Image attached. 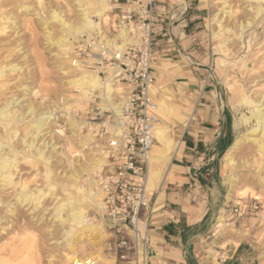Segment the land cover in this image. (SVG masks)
I'll return each mask as SVG.
<instances>
[{"label": "rangeland", "instance_id": "1", "mask_svg": "<svg viewBox=\"0 0 264 264\" xmlns=\"http://www.w3.org/2000/svg\"><path fill=\"white\" fill-rule=\"evenodd\" d=\"M24 1V4H27L31 10L29 15L21 14L22 3L20 1L15 3L16 5H9V2L5 1V8H2L4 15L11 16L14 20L15 26L13 30H8L10 32L7 31L6 35L0 37L1 45L4 46L0 48V65L2 67L15 66L17 70L5 72L6 74L0 79V106L7 100H14L17 101L16 111H20L21 114L28 107H33L36 115L42 112L52 114L54 123H51L36 138L37 146L42 147V144L46 143L45 154L47 158L49 157L47 167L45 168L44 164L38 160L32 163L17 160V168L13 171V180L22 184L31 194H37L39 191L48 192L47 181L44 177V173L48 170L54 191L49 192L44 199L40 200V206L17 208L16 218L19 220V225L22 227L26 223L28 225L25 236L20 235L15 238L17 241L22 237L26 246H24L25 249L20 260L26 261H23V264H66L70 244L63 240V232L67 229L68 224L65 223L61 229L54 221L52 214H54L56 205L70 199L81 202L78 204L82 205V209H85L90 224L100 227V231L95 230L94 232L97 238L81 239V242L77 244L76 254L84 256L100 249L103 256H110L112 255L111 231L108 220L104 216V221H101L97 210L93 206L83 203L76 196L77 189H84L87 184L84 178H75L74 172H81L82 169L88 167L89 154L92 151V153L98 154V150L92 146L94 139L89 145H84L85 147L80 151L77 148V143L86 136L93 135L94 138V132L89 130L86 114L89 103L84 106L83 110L76 109L77 105L73 103L77 93L68 82L75 78V72L69 69V60L61 57L59 53L57 41L60 38V27L51 18V13L54 11L63 15L67 21L72 22L77 19L76 12L70 0ZM245 1L247 0H206V7L209 10V18L206 21L209 26L207 34L211 67L217 68L216 71L219 74L223 73L218 81L222 98L232 115L233 143L237 139H242L243 142L233 155L237 162L234 168L227 165L224 155L218 162V191L222 198H225V203L227 198V204L238 205V209L242 210L239 213L241 215L231 217L228 212L223 215V209H221L220 215L222 214L225 218L227 226L220 231L219 235L215 234V221L211 232L213 237H210L207 242L221 241L219 244H228V250L239 245L240 251L234 256L241 260L238 261L239 264H264V187H259L256 181L258 177H264V167L258 174L256 173L259 164L252 162L254 158H257L255 150L244 142V138L249 137L250 131L255 128L254 121L244 123L243 120V117H249L252 110L238 104L242 94L252 95L251 97L255 100L264 95V81L260 78L264 74V68L255 72L251 70L254 61L252 54L264 46V11L251 27L245 29L244 48L237 55L238 57L232 55L238 50L234 41L227 46V53H229L227 56L217 50L218 42L214 37V31H217L216 24L214 22L208 24L210 18L218 17L222 19V26L235 30L239 23L245 22L247 18L251 17L244 11ZM227 8L230 9L231 14L225 13ZM44 21L49 24L47 30H44ZM45 31L50 32L49 39L46 38ZM254 36L257 37V45L253 44ZM7 41L13 45L10 44L8 49L5 46ZM248 41H251L249 45ZM55 43L56 45H54ZM9 50L13 51L10 53ZM222 59H227L229 65L233 63L236 66L232 68L221 65ZM241 60L243 62H240ZM99 102L97 99L95 104L98 105ZM63 104H70L69 115L82 123L80 133L70 130L67 125V116L59 109ZM36 119V116L32 120L28 117L23 122H17L15 126L17 146H20L23 137L28 134L32 135L31 138L36 136L37 130L33 128V122ZM83 123H86V126ZM58 131H62V133ZM262 157L261 161L264 165V156ZM245 159L249 161L243 163ZM233 179H237V181ZM245 187L255 189L259 193V198L254 199L248 195L241 199L237 194ZM9 192L12 193L10 199L13 201L12 195L15 194V191L9 190ZM3 198L7 199L8 197L3 195ZM2 211L0 210V214ZM20 260L15 261V264H21Z\"/></svg>", "mask_w": 264, "mask_h": 264}, {"label": "crops", "instance_id": "2", "mask_svg": "<svg viewBox=\"0 0 264 264\" xmlns=\"http://www.w3.org/2000/svg\"><path fill=\"white\" fill-rule=\"evenodd\" d=\"M208 18L206 0L156 1L150 75L157 94L149 96L165 104L166 117L154 115L173 145L168 160L154 164L152 176L147 163L150 202L141 213L145 264L241 261L234 257L239 245L228 250L221 241L207 242L221 209L234 217V204L218 191V162L233 143L232 115L219 86L223 73L211 67ZM153 145L160 146L156 140ZM105 257L114 264L113 253Z\"/></svg>", "mask_w": 264, "mask_h": 264}, {"label": "bare ground", "instance_id": "3", "mask_svg": "<svg viewBox=\"0 0 264 264\" xmlns=\"http://www.w3.org/2000/svg\"><path fill=\"white\" fill-rule=\"evenodd\" d=\"M5 1L9 2V5H14L15 3H18L20 1L22 3V7L20 10L21 14H31V10L27 4H24V0H0V37L2 35H6L8 30H13L15 26V22L11 18V16H8L6 14L4 15L2 11V8H5ZM70 1L76 12V21L69 22L63 17V15L54 11L51 13V18L57 24V26L60 27V38L57 41L59 53L61 57L63 56L65 59L69 60V69L75 72V78L68 82V84L71 85L73 90L77 93L75 96L76 98L73 99V103H76V109L83 110L84 106L87 103L93 101L94 98H97L100 101L98 107L101 111H111L116 118H119L121 108L124 103L121 85L110 76L101 77L94 71L82 69L80 63L70 56L72 41L77 40L83 34H89L90 31L94 29V24L91 20V16L97 15L102 17L105 10L107 9L106 1L102 0L101 4L95 3V0ZM244 4V11L249 13L251 17L247 18L245 22L239 23L238 26H236L235 30L222 26V19H219L218 17L214 19L210 18L208 20V24H211L212 22L216 24L217 31H214V37L218 42L217 50L221 53H224L226 56L229 54L227 53L228 44L234 41L237 45L238 50L232 55L238 57L237 55H239L240 51L244 48L243 40L245 37V29L249 26L251 27L254 22L260 17V14L264 11V0H247L244 2ZM225 13L231 14L230 9L227 8V11H225ZM43 25L44 30H47L49 28L48 22L44 21ZM49 33V31H45V36L47 39L50 38ZM252 41L253 44H258L256 36L252 38ZM8 42L9 41H7L5 45L7 49L8 47L10 48L11 44ZM250 42L248 41V45ZM1 43L2 42H0V48L4 47L3 45H1ZM54 45H56V43ZM13 50H9V52L11 53V51ZM252 58H254L253 66L251 68L252 71L255 72L260 70L261 68H264V46H261V48L254 52L252 54ZM240 62H243V60H241ZM220 64L230 66L232 68L233 66H236L233 65V63L229 65L227 59H222L220 61ZM16 70L17 69L15 68V66L9 65L2 67V65H0V79L3 78L4 74H6L7 71L14 72ZM260 78L262 79V81H264V74H262ZM2 86L4 87V85ZM150 92L152 95L157 94L155 85L151 86ZM251 96L252 95H247V93L242 94L241 100L238 104L252 110L249 114V117H243V120L244 123L254 121L255 128L250 131L248 135L249 137L244 138V142L250 145L255 150V156L257 158H254L252 162L255 164H259L256 168V173L258 174L264 167L261 161L263 158L262 156H264V95H261L258 100H255ZM155 104V113L160 118L164 119L167 115V109L164 102L161 100H157ZM16 107L17 101L14 100H7L2 106H0V210H3L0 214V264H15V261L20 260V258L23 256V250L26 247L24 244V239L22 237L15 241L16 237L20 235L25 236L28 230V225H26L27 223L24 224L23 227L19 225V220L16 218L18 210L17 208H30L33 205L40 206V200L44 199L46 197V194H48L49 192L54 191L50 182V175L48 173V170L44 173V177L47 181L46 188L48 189V192L39 191L37 192V194H31L25 187H23L22 184L14 182L13 180V171L15 170V168H17V160L26 161L28 163H32L35 160H38L40 163L44 164L45 168L47 167V160H49V157L47 158L45 154L46 143H43L42 147L37 146L36 138L43 130L47 129L51 123H54V119L52 118L51 113L42 112L36 115L35 109L33 107H28L27 110H25L21 114L20 111H16ZM59 109L64 115L67 116L66 123L69 126L70 130L78 131L80 133L82 123L78 122L69 115V110L71 109L70 104H63V106ZM35 116L37 118L36 121L29 122L34 123L33 128L37 130L36 136L34 138H31L32 135L28 134V136L23 137L20 146H17V144L15 143L17 133V129L15 128V126L17 122H23L28 117L32 120ZM22 117L24 118L22 119ZM83 125L86 126V123H83ZM91 129L92 128L90 127L89 130ZM58 132L62 133V131ZM167 132V128L163 126L159 120H157V123L154 126V138L161 148H156L154 145H152L151 150L148 154L147 163H149L150 176L154 174V164L157 163L159 165H162L172 152L171 146L173 144H171L172 142L168 139ZM92 141L93 135L86 136V138H83L82 141H79V143H77V148L80 151L85 147L84 145H89V143H91ZM242 144V139H237L224 154V160L228 166L232 168L236 166L237 162L233 158V155ZM25 149L27 150L25 151ZM97 150L98 154L92 153L93 151L89 154L90 160L88 167L82 169L81 172H74L75 178H84L87 184L86 188L77 189V194H75L80 198L79 200H82L83 203L85 202L90 206H93L99 213L101 221H104L105 217L102 205L103 194L99 186L97 185V182L94 179L93 175L97 171H100L102 166L105 164V157L104 154L100 151V148ZM248 159L243 160V163L249 161ZM237 179L233 180L237 181ZM256 181L258 182L259 187H264V177H258ZM9 190L15 191V194L12 195L13 201L12 199H10L12 193L9 192ZM239 192V194L237 195L241 199L248 195H251L252 197H254V199L259 198V193L255 189H247L245 187ZM3 195H7L8 198L4 199ZM78 203L81 202L73 201V199L60 202L55 206L53 211L54 214H52V217H54V221L58 223L61 229L65 223L68 224L67 229H65V232H63V240L70 244L69 255L66 258V264H109V260L102 255L100 249L95 252H91V250V253H87L84 256H78L76 254L78 247L77 244L81 242V239L86 237L95 239L97 238L94 235L95 230L100 231V227L98 225L94 226L90 224V220L86 217L85 209H82V205L80 206ZM226 226L227 223L225 222V218L222 216V214L219 215L216 220L214 233L219 235L220 231ZM23 261L25 260H20L21 264H23Z\"/></svg>", "mask_w": 264, "mask_h": 264}, {"label": "built area", "instance_id": "4", "mask_svg": "<svg viewBox=\"0 0 264 264\" xmlns=\"http://www.w3.org/2000/svg\"><path fill=\"white\" fill-rule=\"evenodd\" d=\"M105 1L104 15L91 16L94 29L72 41L70 56L82 69L110 76L122 87L119 118L111 111H101L95 104L97 98L87 105L88 124L94 132L92 146L100 148L105 157V164L93 177L103 194L114 264H145L141 213L150 202L145 182L157 123L156 105L149 96L157 0ZM232 213L239 215L237 204Z\"/></svg>", "mask_w": 264, "mask_h": 264}]
</instances>
